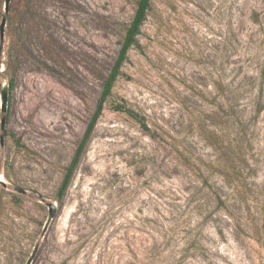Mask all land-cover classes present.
<instances>
[{
  "label": "rangeland",
  "instance_id": "rangeland-1",
  "mask_svg": "<svg viewBox=\"0 0 264 264\" xmlns=\"http://www.w3.org/2000/svg\"><path fill=\"white\" fill-rule=\"evenodd\" d=\"M137 1L0 0V93L30 30L0 109V264L36 246L31 264H264V0H152L58 201ZM213 131L247 156L237 190L209 167Z\"/></svg>",
  "mask_w": 264,
  "mask_h": 264
},
{
  "label": "trees",
  "instance_id": "trees-1",
  "mask_svg": "<svg viewBox=\"0 0 264 264\" xmlns=\"http://www.w3.org/2000/svg\"><path fill=\"white\" fill-rule=\"evenodd\" d=\"M151 3L152 0L137 1V8L130 25L126 29L117 58L107 75L103 78L102 90L97 101L96 108L89 123L87 124L86 130L80 142L77 145L74 155L66 168V172L58 190L59 202H62L66 196L68 188L74 178L76 169L79 166L80 161L91 141L97 122L103 114L106 102L112 94L116 81L122 75V68L128 59V53L130 49L138 43V36L141 33V27L147 18L148 11L151 8ZM24 19L25 15L23 14L21 16V20L24 22ZM256 21H258V18H256ZM29 32L30 30L28 28H24L23 26L15 28V30L12 31V41L8 44L6 50V60L4 62L5 71L11 77L9 86L10 90L14 87L15 74L19 69L17 62V48L18 46L23 47L25 45L26 38L29 37ZM113 107L117 111L126 112L134 118L142 121L139 114L127 108L125 103H118ZM142 125L145 129L149 130L148 126L144 122ZM209 139H211L210 142L212 146H214L219 153L216 160L209 162V167L214 169L215 172L222 177L225 186L231 187L232 190H237L240 186V182L251 172L244 150L233 143L228 134L218 135L213 131Z\"/></svg>",
  "mask_w": 264,
  "mask_h": 264
},
{
  "label": "water",
  "instance_id": "water-1",
  "mask_svg": "<svg viewBox=\"0 0 264 264\" xmlns=\"http://www.w3.org/2000/svg\"><path fill=\"white\" fill-rule=\"evenodd\" d=\"M10 2L11 0H5V12L6 13L9 11ZM6 24H7V17L4 16L0 24V51L1 52L3 51L4 45H5ZM0 65H1V61H0ZM8 97H9V87L6 84H4L2 86L1 93H0V101H1L0 109L3 113H5L7 110ZM5 123H6V117L3 116L1 120L2 130H4L5 128ZM48 208H49V215H48V219L44 226V232L48 229L52 219L55 217L57 206L55 203L51 202V203H48ZM37 250H38V246L34 248L33 253L31 254L30 258L27 261V264L32 263L33 259L35 258Z\"/></svg>",
  "mask_w": 264,
  "mask_h": 264
}]
</instances>
